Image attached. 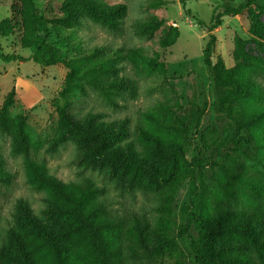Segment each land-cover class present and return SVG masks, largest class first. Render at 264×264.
<instances>
[{
    "label": "rangeland",
    "instance_id": "374dc122",
    "mask_svg": "<svg viewBox=\"0 0 264 264\" xmlns=\"http://www.w3.org/2000/svg\"><path fill=\"white\" fill-rule=\"evenodd\" d=\"M63 0H0V53L16 57L5 62L0 58V106L14 88L10 114L23 112L30 157L42 163L49 174L67 182L90 180L102 190L106 213L120 221V238L125 264H193L189 239L178 237L184 224L182 208L189 196V179L183 180L166 197L142 193L112 178L102 169H91L71 142L49 152V141L57 129L53 100L67 72L63 64L42 67L34 63L32 53L45 41L59 49L62 60H75L93 49L116 51L112 62L115 75L102 78L105 85L122 81L124 85L109 88L107 98L94 84L82 83L86 95L74 100L70 112L77 118L89 110L103 112L109 118L128 119L131 138L140 128H147V113L161 107L185 119L186 130L180 132L188 160L201 163L195 176L203 199L231 210L249 213L264 222V146L255 143L245 132L220 112L216 99L220 91L204 64L202 52L208 40L211 15L244 0H106L122 2L127 13L121 29L110 32L90 22L72 32H57L47 20L57 13ZM250 10L235 16H224L211 32L216 42L211 61L221 57L226 67L234 64L233 56L244 55L264 65V0H254ZM37 16L36 29L33 26ZM152 19L162 25L152 34L144 29ZM200 20L205 26L198 25ZM171 38L170 46L162 40ZM136 50L139 55L130 53ZM148 60H152L148 64ZM249 76L264 87V71ZM196 107L205 108L198 125L191 122ZM264 140V132L258 134ZM240 140L241 145L236 142ZM0 243L13 227V213L18 200H26L41 217L43 193L26 183L20 157L10 152V138L0 135ZM223 165L224 169L221 168ZM8 179V181H5ZM161 218L170 225L168 237L173 244L155 258H146L126 230L135 222L145 224L153 236ZM196 237L193 225L188 229ZM170 245V244H169Z\"/></svg>",
    "mask_w": 264,
    "mask_h": 264
},
{
    "label": "trees",
    "instance_id": "16d2710c",
    "mask_svg": "<svg viewBox=\"0 0 264 264\" xmlns=\"http://www.w3.org/2000/svg\"><path fill=\"white\" fill-rule=\"evenodd\" d=\"M254 4V0H244L221 13L214 10L207 26L200 20L196 22L208 31L202 58L220 91L216 99L218 110L235 124L237 132L245 131L255 143L264 146V140L258 136L264 132V87L249 76L252 71H264V65L256 58L237 54L231 67H226L221 57L211 61L216 42L211 32L219 27L221 18L239 15ZM126 13L127 6L122 2L63 0L47 23L57 32H72L83 22L117 32ZM37 20L34 16V29ZM161 25L162 21L152 19L144 29L152 34ZM172 43L171 38L162 40L163 46ZM59 53L57 47L43 41L30 57L42 67L60 63L67 69L52 102L57 129L49 141V152L71 142L91 169H102L116 181L142 193L166 197L188 178L189 196L182 208L185 222L178 227L177 236L189 239L193 264H264V222L249 213L222 208L219 203L211 204L203 199L195 176V169L201 168V163L186 159L180 136L186 130L185 119L175 117L168 107H161L160 111L145 115L147 128H140L136 138H131L126 118H109L94 110L75 117L70 108L74 100L86 95L82 83L98 86L107 98H110L109 88L124 85L115 80L105 85L102 80L104 76L115 75L112 61L119 54L100 48L65 61ZM130 53L139 55L136 50ZM0 58L5 62L17 59L1 53ZM152 62L148 60V64ZM14 92L11 88L0 106V135L10 138L11 154L21 158L26 183L43 193L45 206L38 217L26 200L17 201L14 225L0 243V264H125L120 238L122 226L106 213L102 190L87 179L65 183L30 157L25 114H10ZM204 112V107H196L191 122L198 125ZM236 143L241 145L240 140ZM1 164L0 156V167ZM221 168L224 169L223 165ZM191 225L196 237L188 232ZM170 229L168 220L161 218L150 236L145 224L135 222L127 228L125 236L146 258H155L173 244L168 237Z\"/></svg>",
    "mask_w": 264,
    "mask_h": 264
}]
</instances>
